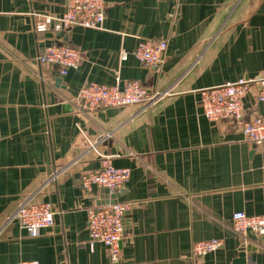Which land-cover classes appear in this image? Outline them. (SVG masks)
<instances>
[{"label": "crops", "instance_id": "0c3cea01", "mask_svg": "<svg viewBox=\"0 0 264 264\" xmlns=\"http://www.w3.org/2000/svg\"><path fill=\"white\" fill-rule=\"evenodd\" d=\"M106 1L102 29L76 25L57 37L34 24L63 13L67 0H0V264H264V235L233 224L238 210L264 214V143L248 142L242 129L264 114L257 84L240 119L209 120L200 102L204 89L264 74V0ZM149 38L168 41L159 66L133 55ZM60 43L82 53L66 75L38 60ZM129 80L160 97L147 107L81 110L86 84ZM106 157L131 169L117 199L132 204L117 261L87 229L89 208L112 197L81 181ZM27 200L55 210L37 236L13 218ZM210 239L221 246L193 257L194 242Z\"/></svg>", "mask_w": 264, "mask_h": 264}, {"label": "built area", "instance_id": "2783aa9c", "mask_svg": "<svg viewBox=\"0 0 264 264\" xmlns=\"http://www.w3.org/2000/svg\"><path fill=\"white\" fill-rule=\"evenodd\" d=\"M106 0H67L66 9L59 15L44 14L35 21L37 34L60 32L79 25L85 28L102 29L106 19ZM168 41L164 38L143 39L133 52V55L149 66H159L163 63ZM128 53L123 54L127 59ZM82 59L81 51L69 44H52L47 46L38 56L41 63L59 64L61 75H66L70 69L78 67ZM252 84H257V98L264 102V74L257 78L242 77L233 82L202 90L201 105L204 115L212 121L225 119H240L243 117V97ZM159 92L151 93L139 80H129L120 86L90 82L78 93L77 101L84 112H92L100 108L122 107L129 105H144L147 107L157 101ZM243 133L245 139L255 145L264 143V114L253 116L244 121ZM131 176L128 167L115 166L111 159L102 160L101 169L82 176L85 190L93 186L108 189L109 193H121ZM130 202L116 201L104 205H95L88 210L87 229L91 243L103 242L110 249L113 260L117 261L121 252V242L125 235L126 216L131 210ZM22 227L31 236H37L42 228L55 223V210L49 202L27 200L20 204L13 214ZM233 224L236 232L246 236L250 231L257 236L264 235V214L249 215L243 210L233 214ZM222 242L217 239L194 242L191 254L193 257L215 251ZM17 264H39L36 260L21 261Z\"/></svg>", "mask_w": 264, "mask_h": 264}, {"label": "water", "instance_id": "95a60500", "mask_svg": "<svg viewBox=\"0 0 264 264\" xmlns=\"http://www.w3.org/2000/svg\"><path fill=\"white\" fill-rule=\"evenodd\" d=\"M60 36H65V31L58 32L57 33V37H60ZM55 79H56V85L57 86L60 85L61 80H62L61 76H59V77H57ZM103 190H104V192L109 193V190L108 189H103ZM110 196L112 197L111 203H114V202L117 201L118 197L120 196V193H112V194H110ZM105 201L102 200V204H104ZM107 201L109 202V200H107ZM247 235L248 236H251L253 239H257V237L252 232H250V231L247 233ZM250 247H251V245H248V249H250Z\"/></svg>", "mask_w": 264, "mask_h": 264}]
</instances>
